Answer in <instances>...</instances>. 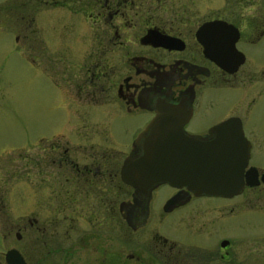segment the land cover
Instances as JSON below:
<instances>
[{
  "label": "flooded vegetation",
  "instance_id": "flooded-vegetation-1",
  "mask_svg": "<svg viewBox=\"0 0 264 264\" xmlns=\"http://www.w3.org/2000/svg\"><path fill=\"white\" fill-rule=\"evenodd\" d=\"M70 2L71 109L135 115L142 125L124 150L108 120L71 116V145L56 135L39 145L36 212L19 221L18 244L0 229V264H13L11 249L24 264H264V0L62 3ZM211 20L229 26L207 38L234 39L224 65L197 34ZM82 45L88 52H74ZM167 109L204 142L220 137L224 122L232 126L225 138L240 130L247 156L238 193L123 180L125 157L142 152L135 138ZM247 204L237 231V205Z\"/></svg>",
  "mask_w": 264,
  "mask_h": 264
},
{
  "label": "rangeland",
  "instance_id": "rangeland-1",
  "mask_svg": "<svg viewBox=\"0 0 264 264\" xmlns=\"http://www.w3.org/2000/svg\"><path fill=\"white\" fill-rule=\"evenodd\" d=\"M63 1L0 0V229L9 230L15 244L19 221L37 208L40 178L33 165L39 145L49 144L53 135L71 145V116L108 120L109 137L124 150L142 125L135 115L71 109V2ZM203 4L222 6L228 0ZM74 49L88 52L85 45ZM248 207L237 205V231L244 229Z\"/></svg>",
  "mask_w": 264,
  "mask_h": 264
},
{
  "label": "water",
  "instance_id": "water-1",
  "mask_svg": "<svg viewBox=\"0 0 264 264\" xmlns=\"http://www.w3.org/2000/svg\"><path fill=\"white\" fill-rule=\"evenodd\" d=\"M228 26L226 21L211 20L204 22L197 32L205 53L221 65L229 61L234 39L220 38L213 42L207 38V33L217 27L223 37L222 32ZM166 114L170 116L167 118ZM231 127L228 129L227 122L217 125L215 128L221 131L220 137L204 142L196 135L185 133L173 115V109H167L153 117L135 138L134 146L140 143L142 152L136 158H132V152L125 157L122 178L137 187L168 182L176 186L186 185L196 193L222 196L238 193L243 186L247 150L240 130L235 138H225ZM13 254V264H24L23 261L20 263L15 249L9 250L7 257Z\"/></svg>",
  "mask_w": 264,
  "mask_h": 264
}]
</instances>
